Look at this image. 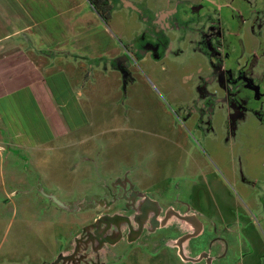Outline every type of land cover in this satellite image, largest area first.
<instances>
[{"label":"rangeland","instance_id":"1","mask_svg":"<svg viewBox=\"0 0 264 264\" xmlns=\"http://www.w3.org/2000/svg\"><path fill=\"white\" fill-rule=\"evenodd\" d=\"M250 1L262 4L261 0H91L105 23L92 15L89 29L102 35L90 51L109 55L108 70L87 71L86 77L79 76L81 83L62 81L61 91L55 90L60 103L62 98L67 101L63 111L71 125L81 129L38 152L4 151L0 260L21 258L19 252L18 256L11 252L21 248L28 252L22 257L27 263L36 257L37 247L56 250V240L63 245V239H88L96 245L86 251V243H80V255L90 264H107L123 244L146 249L134 245L137 239L169 236L184 240L185 255L194 259L177 264H264V126L251 118L245 129L243 125L230 136L225 129L227 111L230 118L235 115L232 123H244L246 116L243 119L227 103L226 89L216 87H212L214 107L219 108L214 127L208 118L202 120L203 128L195 122L199 80L211 72L199 38L207 27L204 21L214 17L223 23L228 44L235 43L243 21L251 16ZM169 14L168 54L166 50L160 60L149 54L137 56L136 42L142 45L139 38L150 21L160 22ZM257 24L261 21L253 23ZM244 29L240 38L255 53L259 40L248 25ZM261 33L264 37V28ZM113 34L120 38L119 49ZM246 56L241 55L239 64ZM258 56L252 73L263 79L264 50ZM244 97L251 100L248 93ZM250 104L258 106L255 100ZM13 105L25 133L23 141L35 145L38 137L48 139L47 124L31 101ZM128 173L131 181L139 176L134 183L137 194L117 195L112 188L115 195L106 196L112 211L99 208L93 198L104 197L105 187ZM170 212L179 218L193 217L194 222L169 217ZM165 217H169L166 226ZM149 223L156 229H149ZM99 225L101 232L96 230ZM164 244L176 248V242Z\"/></svg>","mask_w":264,"mask_h":264},{"label":"crops","instance_id":"2","mask_svg":"<svg viewBox=\"0 0 264 264\" xmlns=\"http://www.w3.org/2000/svg\"><path fill=\"white\" fill-rule=\"evenodd\" d=\"M93 14L98 17L96 21L105 23L89 0H0V168L6 150L38 152L44 145L70 137L82 128L71 125L63 111L68 108L67 101L62 98L60 103L55 90L61 91L62 81L81 83L87 71L108 70L104 62L109 55L90 51L102 35L89 29ZM114 39L119 49V36L114 35ZM78 95L83 96L82 92ZM26 101L35 105L49 132L48 139L38 137L35 145H30L31 140H22L25 133L12 111L13 103L20 107ZM125 176L131 181L129 173ZM70 257L60 256L53 264H59L60 259L70 261Z\"/></svg>","mask_w":264,"mask_h":264},{"label":"flooded vegetation","instance_id":"3","mask_svg":"<svg viewBox=\"0 0 264 264\" xmlns=\"http://www.w3.org/2000/svg\"><path fill=\"white\" fill-rule=\"evenodd\" d=\"M261 2L262 4L258 7L257 5H253V3L250 1V6L253 5L251 16L246 21H243L240 27L239 35L237 36V41L235 43L232 41L228 44V41L225 37L228 31L223 28V23H219V21L214 17H208V20L204 21V23H206L205 26L207 27H204V30L200 33L199 38L201 45L205 50V57L208 60L211 72H208L206 76L200 77L199 80L198 94L200 96L195 102V105L197 106L195 115L197 127L203 128V123L201 122L205 118H208V121L211 122L212 126L214 127V116L217 114L219 107H214L217 101L215 100L216 95L213 93L212 87H216L218 90L219 88L226 89V95L228 96L227 103L231 104V108H235L236 111H238L237 113H242L243 119L246 116L244 123H242L240 120V122L234 121L232 123L231 121L235 120L233 119L235 115L230 118L227 111V116L224 117L225 129L230 130V136H235L236 133L239 132L241 128H243V125L245 129L248 126L249 120L251 118L256 119L260 125L264 126V78H256L252 73V67L258 63V51L261 52L264 50V37L261 33L262 29L264 28V0H261ZM194 10V12H198V9ZM200 14L201 13H199V15ZM259 19L261 24L253 25L255 22H260ZM170 20H172L171 14L164 15L160 22H156L157 20L150 21V28L146 30V32H144L139 38L143 41L142 45H140L139 40L136 42L135 52L137 56L149 54L151 57L160 60L165 57L163 55H165L166 50V54H168V50L170 49L172 42V40L167 38V33L169 30H171V27L168 24ZM247 25L249 26L250 31L254 33V36L256 35L255 38L259 40L258 50H256L255 53H251V50L249 49H252V47L247 45L245 38H240L241 35H243L245 30L244 28L247 27ZM243 53L247 54V56L244 63L239 64V59ZM107 61L108 59H106V65L108 64ZM235 63L238 64V66ZM111 64H113V62ZM245 92L248 93L252 101L255 100L258 102L257 107H254L250 104L251 100L248 101L245 99ZM211 123L209 125H211ZM235 175L246 181L241 173H236ZM124 178L119 183L117 182L116 184H112V187L106 186L105 190L103 191V194L105 193L104 197H99V199L93 198L94 201L98 200L99 208L102 206L104 209H106V211H112L114 206L111 204V202L106 203V196L108 194H110L111 197L115 195H112V188H115L117 195L119 193H123L124 196L128 195L129 197L131 196V191L134 193L138 192L135 189L137 185H134L136 181H127V176ZM167 215L171 217L174 214L170 212V215L169 213ZM174 216L185 222L192 224L194 222L193 217L179 218L177 215ZM169 217H165L164 226L167 225ZM100 226L101 225H99L96 230L101 232L102 227ZM152 227L153 229H151ZM154 228L156 229L154 225L149 223V229L155 230ZM62 242L63 245H59V240L54 242L57 247L56 250L54 248L48 251H43L44 248L42 249V247H37L35 251L36 257H29L30 262L27 263L23 261L25 259L27 260V257L24 256V258H22L23 255H28L27 250H21L20 248L18 251H13L11 249V252H13L16 256H18L17 253L19 252V254L22 255L21 258H15L12 256L13 259L12 257H9V260H0V264H12L17 262L24 264H53L55 261L59 260L60 256H67V259L70 256L71 257L69 259L70 261H65L66 259H60L59 264H90L87 262L86 256L80 255V252L82 251L79 246L80 243H86V251H88L89 247L93 245V243L91 244V240L63 239ZM162 242L166 243L164 245H169V243L176 242V248H167L170 246L162 247ZM184 242L185 241L182 239L174 241L170 239L169 236H164V238H160L159 240L152 239L151 241L145 239L142 240L139 238L134 245L139 244L142 247L146 246V249H141L139 246L128 248L126 244H123L121 249L115 250V257H112L111 261L107 264H177V260L192 262L194 259L189 260L185 255L186 248ZM95 245L96 244L93 246L95 247ZM70 246H74L75 248L73 250H69ZM60 247L65 248L63 252L59 251ZM102 250L103 249H101V251ZM57 251H59L58 254H56ZM86 251L84 253H86ZM86 255L88 256V254ZM204 258L208 262H211L207 254H204Z\"/></svg>","mask_w":264,"mask_h":264},{"label":"trees","instance_id":"4","mask_svg":"<svg viewBox=\"0 0 264 264\" xmlns=\"http://www.w3.org/2000/svg\"><path fill=\"white\" fill-rule=\"evenodd\" d=\"M91 2V0H89ZM91 4L93 5V7L95 8L94 4L91 2ZM102 18V17H101Z\"/></svg>","mask_w":264,"mask_h":264}]
</instances>
